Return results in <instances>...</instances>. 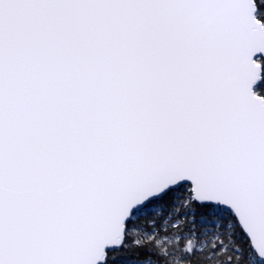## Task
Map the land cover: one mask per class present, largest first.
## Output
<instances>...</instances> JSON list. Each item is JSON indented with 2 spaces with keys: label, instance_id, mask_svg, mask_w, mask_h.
<instances>
[{
  "label": "snow or ice",
  "instance_id": "6c2138e0",
  "mask_svg": "<svg viewBox=\"0 0 264 264\" xmlns=\"http://www.w3.org/2000/svg\"><path fill=\"white\" fill-rule=\"evenodd\" d=\"M0 264H264V0H0Z\"/></svg>",
  "mask_w": 264,
  "mask_h": 264
}]
</instances>
